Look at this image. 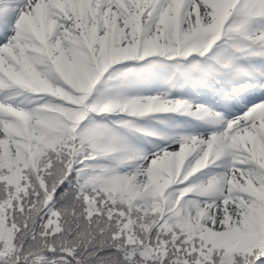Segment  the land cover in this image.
I'll list each match as a JSON object with an SVG mask.
<instances>
[{
	"label": "snow or ice",
	"instance_id": "6c2138e0",
	"mask_svg": "<svg viewBox=\"0 0 264 264\" xmlns=\"http://www.w3.org/2000/svg\"><path fill=\"white\" fill-rule=\"evenodd\" d=\"M0 264H264V0H0Z\"/></svg>",
	"mask_w": 264,
	"mask_h": 264
}]
</instances>
